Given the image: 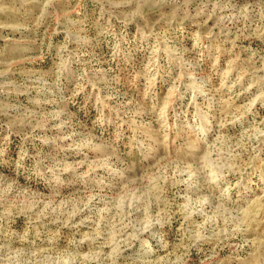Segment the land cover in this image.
Segmentation results:
<instances>
[{"label":"rangeland","instance_id":"obj_1","mask_svg":"<svg viewBox=\"0 0 264 264\" xmlns=\"http://www.w3.org/2000/svg\"><path fill=\"white\" fill-rule=\"evenodd\" d=\"M0 264H264V0H0Z\"/></svg>","mask_w":264,"mask_h":264}]
</instances>
